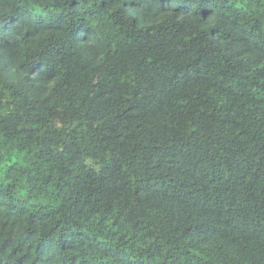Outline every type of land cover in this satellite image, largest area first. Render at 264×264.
I'll return each instance as SVG.
<instances>
[{
  "label": "trees",
  "instance_id": "obj_1",
  "mask_svg": "<svg viewBox=\"0 0 264 264\" xmlns=\"http://www.w3.org/2000/svg\"><path fill=\"white\" fill-rule=\"evenodd\" d=\"M0 264H264V0H0Z\"/></svg>",
  "mask_w": 264,
  "mask_h": 264
}]
</instances>
